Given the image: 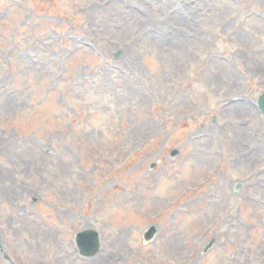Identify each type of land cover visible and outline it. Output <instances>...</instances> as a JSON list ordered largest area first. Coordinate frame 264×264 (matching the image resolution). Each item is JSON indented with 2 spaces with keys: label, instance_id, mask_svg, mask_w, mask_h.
<instances>
[{
  "label": "rangeland",
  "instance_id": "obj_1",
  "mask_svg": "<svg viewBox=\"0 0 264 264\" xmlns=\"http://www.w3.org/2000/svg\"><path fill=\"white\" fill-rule=\"evenodd\" d=\"M263 92V2L0 0V264H264Z\"/></svg>",
  "mask_w": 264,
  "mask_h": 264
},
{
  "label": "water",
  "instance_id": "obj_2",
  "mask_svg": "<svg viewBox=\"0 0 264 264\" xmlns=\"http://www.w3.org/2000/svg\"><path fill=\"white\" fill-rule=\"evenodd\" d=\"M257 106L260 112L264 115V93L259 97ZM174 153L175 152H173L172 155H174ZM154 233L155 228H149L144 235L145 241H149L153 237ZM75 240L80 253L86 257L94 256L99 250V240L97 238V233L94 231L88 230L77 233Z\"/></svg>",
  "mask_w": 264,
  "mask_h": 264
},
{
  "label": "flooded vegetation",
  "instance_id": "obj_3",
  "mask_svg": "<svg viewBox=\"0 0 264 264\" xmlns=\"http://www.w3.org/2000/svg\"><path fill=\"white\" fill-rule=\"evenodd\" d=\"M262 1V0H261Z\"/></svg>",
  "mask_w": 264,
  "mask_h": 264
}]
</instances>
